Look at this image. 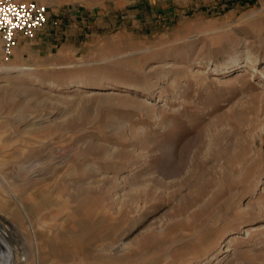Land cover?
I'll use <instances>...</instances> for the list:
<instances>
[{"label": "rangeland", "instance_id": "obj_1", "mask_svg": "<svg viewBox=\"0 0 264 264\" xmlns=\"http://www.w3.org/2000/svg\"><path fill=\"white\" fill-rule=\"evenodd\" d=\"M32 1L0 38L15 264H264V0Z\"/></svg>", "mask_w": 264, "mask_h": 264}, {"label": "built area", "instance_id": "obj_2", "mask_svg": "<svg viewBox=\"0 0 264 264\" xmlns=\"http://www.w3.org/2000/svg\"><path fill=\"white\" fill-rule=\"evenodd\" d=\"M47 21V7L37 1L0 0V38L4 53L12 55L20 38H33Z\"/></svg>", "mask_w": 264, "mask_h": 264}, {"label": "bare ground", "instance_id": "obj_3", "mask_svg": "<svg viewBox=\"0 0 264 264\" xmlns=\"http://www.w3.org/2000/svg\"><path fill=\"white\" fill-rule=\"evenodd\" d=\"M2 69L3 71L6 72H9L10 70L8 68H1L0 71H2ZM26 70H31V69H25V68L19 69L20 72H25ZM15 224H16L15 221H13L11 217H8L7 215H4L0 212V235L3 231L9 233L10 235V238L7 241H2L0 237V264H15L17 257V247L19 250L21 249L20 241L19 239H17L16 236L18 233V229ZM21 255H22L21 264L22 262L23 264H39L40 254L39 252H37L33 244H31L28 253L24 254L21 252Z\"/></svg>", "mask_w": 264, "mask_h": 264}, {"label": "crops", "instance_id": "obj_4", "mask_svg": "<svg viewBox=\"0 0 264 264\" xmlns=\"http://www.w3.org/2000/svg\"><path fill=\"white\" fill-rule=\"evenodd\" d=\"M40 34H42L41 31H39V32L37 33V35H36V37L34 38V40L37 39V40L41 41V38H42V37H40ZM32 40H33V39H32ZM26 42H27V39H26V38H20V41H19L18 46H19L20 48H22V47H24V45L26 44ZM18 46H17V47H18Z\"/></svg>", "mask_w": 264, "mask_h": 264}]
</instances>
